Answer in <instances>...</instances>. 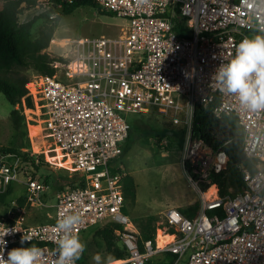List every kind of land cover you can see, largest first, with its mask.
<instances>
[{
  "label": "built area",
  "instance_id": "built-area-1",
  "mask_svg": "<svg viewBox=\"0 0 264 264\" xmlns=\"http://www.w3.org/2000/svg\"><path fill=\"white\" fill-rule=\"evenodd\" d=\"M94 1L124 22L125 34L67 39L62 45L67 62L53 63L56 75H35L27 94L39 108L47 138L85 177V186L59 192L55 215L47 223L26 225L25 208L14 203L17 221H0V255L6 259L23 237L24 244H42V264H55L56 222L61 214L79 213V238L94 226L119 225L116 234L127 252L120 264H264V112L243 110L235 97L219 91L214 79L243 38L264 35V10L250 8L245 0ZM177 16L185 20V35L175 30ZM197 104L217 118L236 116L244 130V152L257 171H245L246 188L236 194L222 196L212 182V176L227 170V154L201 138L191 143ZM152 109L163 110L174 126H182L191 144L183 166L189 160L193 173L207 184L202 192L186 172L200 192L201 209L191 219L176 207L166 208L161 232L171 239L161 247L156 240L141 245L138 227L124 209L127 174L112 168L129 137V115ZM6 158L12 159L9 165ZM20 173L22 156L0 154V189L6 190ZM213 187L215 193L207 197ZM46 189L45 182L29 178L26 202L40 203Z\"/></svg>",
  "mask_w": 264,
  "mask_h": 264
},
{
  "label": "rangeland",
  "instance_id": "rangeland-1",
  "mask_svg": "<svg viewBox=\"0 0 264 264\" xmlns=\"http://www.w3.org/2000/svg\"><path fill=\"white\" fill-rule=\"evenodd\" d=\"M47 10L48 6L44 4L42 7L25 12L19 19L21 22H27ZM45 28L52 29L53 31V38L45 53L57 59L56 61H60V58H65L67 55L66 47H62V45L67 43V39L77 40L84 37L93 38L100 36L118 38L125 34L126 25L121 19L106 11L102 10L101 12L92 6H83L72 14L65 15L52 12L48 18L39 19L32 28V39H37L40 32ZM24 74L33 79L38 73L30 69L25 71ZM28 84L26 85L27 89ZM15 109L18 111L20 117L18 126L14 125L11 116L12 111ZM39 114V108L35 104L33 108L28 107L25 98L21 103L13 106L6 100L4 95L0 94V154L3 155L1 150L7 148L15 149L22 154V174H18L17 178L12 181L6 190L0 189V194H2L6 193L9 188H12V192L7 196L5 202H0V221H17L19 213L14 205V203H17L19 206L21 204L20 208L23 205L27 210V214L25 215L26 224L29 218V222L31 220L34 223L48 222L51 220L50 214H54L55 212L53 206L56 203V196L61 192L54 187L55 182L63 184V190H65L72 188L74 180L75 184L80 181L76 168L72 167L68 160H64L61 152L47 138L43 131V121ZM169 116L159 109L145 111L140 115H129L130 127L132 130H135L138 144L152 147L155 151L158 150L164 153L161 160V163L164 164L163 168L169 169L170 165L173 168L172 166L174 165L172 164H177L181 168L185 156L190 153L191 144L187 146L185 140L182 146L176 140L175 133L183 130V128L182 126H174ZM166 129L170 134L165 139H159L156 132ZM135 148L133 147L130 153L131 156ZM164 151H169V153H165ZM25 154L28 155V159H24ZM6 161L9 165L12 159L6 158ZM31 161H34L35 164H31ZM116 162L112 163L114 168ZM155 162L158 164L157 160ZM36 166L39 169H36ZM145 166V170H142V172L144 174L147 173L146 175L149 176H155V172L149 169L152 167L151 158L146 159ZM153 170L155 171V169ZM29 178L39 179L47 185V189L41 196L40 203L28 204L24 200L27 195ZM173 178H171V175L165 178L160 174L152 184L142 185L138 189V197L134 206H130L128 202L125 203V212L136 217L153 216L157 220L158 225L164 224L163 218L158 214L159 209L156 208V205L158 203H168L174 198V193H172L174 185H178L180 188L185 185L184 179ZM198 183L200 190L205 192L201 188L207 185L205 181L198 177ZM239 191L237 187L230 186L228 194H236ZM196 193L197 201L200 202V192L197 190ZM44 195L47 197L46 201L43 199ZM35 204L36 206H34ZM40 204L42 205L41 208L37 206ZM101 228L100 226L90 228L86 233L92 232V234H88L84 241L81 240L86 246L83 253L86 256L87 264H97V261L94 259L97 255L101 258L99 264H107V259L111 256L105 248L103 238L98 235ZM161 240L163 241V238ZM121 262L122 259L113 260L112 258V264H120Z\"/></svg>",
  "mask_w": 264,
  "mask_h": 264
},
{
  "label": "trees",
  "instance_id": "trees-1",
  "mask_svg": "<svg viewBox=\"0 0 264 264\" xmlns=\"http://www.w3.org/2000/svg\"><path fill=\"white\" fill-rule=\"evenodd\" d=\"M0 3V94L4 95L6 100L13 106L21 103L25 98L27 106L33 108L34 101L27 95L28 89L26 88L31 79L24 72L31 69L43 75H56L58 73V69L53 66V63L57 59L45 53L53 38L52 29L45 28L40 32L39 37L33 40L31 37L33 26L39 19L48 18L52 12L68 15L83 6H92L101 12L103 9L94 0H75L73 3H70L69 0H0ZM44 4L48 6L47 11L35 16L30 21H20V16L25 12L42 7ZM175 30L185 35V20L180 16L176 17ZM59 60L67 62L64 58H60ZM60 78L66 81L63 75H60ZM11 116L14 125L18 126L20 120L18 111L16 109L13 110ZM169 134L170 132L167 129L156 132V135L161 140ZM184 134V130L175 133L176 140L182 146L185 141ZM135 135V130H132L130 127L129 137L123 145L122 157L137 142L138 137ZM199 138L214 151L225 152L228 156L227 170L222 174L212 176V182L217 184L220 194L222 196L228 194L230 186H235L240 191L244 190L246 188L244 180L245 171L254 173L257 171V168L256 162L248 159L245 155L243 148L244 130L238 118L234 115L217 118L210 108L197 104L194 109L191 143ZM1 152L22 156L19 151L11 148L2 149ZM24 159H28V155L25 154ZM31 164H35V162L31 161ZM36 169H39V167L36 166ZM185 171L190 174L194 181L198 180L199 176L193 173V167L189 160L186 161ZM77 174L80 181L75 184L74 180L72 188L85 186V177L79 172ZM63 186L59 182H55L54 185L60 191L63 190ZM201 188L206 191L207 185ZM123 191L125 199L130 204H134L137 196V186L133 176L126 175L124 177ZM11 192L12 188H9L6 193L0 194V202L4 203ZM24 200L26 201V198ZM19 207H21V204ZM22 208H24L23 205ZM200 209L201 201H197L194 205L187 208H178L185 217L191 219L198 215ZM218 212L223 213V210L220 209ZM15 222L10 220L7 223L14 224ZM136 225L140 233L141 245L144 241L151 240L155 242V240L159 239V232L166 226L165 223L158 225L157 220L153 217L142 219L136 222ZM119 229V225L111 224L102 227L98 232V235L103 238L105 248L113 260H125L127 258V252L116 234ZM168 231L172 233L173 229L170 228ZM31 245L39 247L42 244L27 243L18 247H30ZM78 263L87 264L84 253L78 260Z\"/></svg>",
  "mask_w": 264,
  "mask_h": 264
},
{
  "label": "clouds",
  "instance_id": "clouds-1",
  "mask_svg": "<svg viewBox=\"0 0 264 264\" xmlns=\"http://www.w3.org/2000/svg\"><path fill=\"white\" fill-rule=\"evenodd\" d=\"M245 2L250 8L264 10V0ZM261 31H264V27H261ZM214 79L219 91L235 97L243 110L264 112V35L243 38L229 62L218 67ZM81 219L79 213H65L58 218V258L55 264H76L81 258L86 246L75 234ZM25 242L22 237L21 244ZM43 257L44 251L36 245L22 246L9 250L6 259L0 255V264H42ZM94 259L99 264L100 256L97 255ZM107 264H112L111 256L108 257Z\"/></svg>",
  "mask_w": 264,
  "mask_h": 264
},
{
  "label": "crops",
  "instance_id": "crops-1",
  "mask_svg": "<svg viewBox=\"0 0 264 264\" xmlns=\"http://www.w3.org/2000/svg\"><path fill=\"white\" fill-rule=\"evenodd\" d=\"M133 147H136V148H135L134 153L131 156L130 153L132 152ZM165 153H169V151H167ZM163 154L164 153H161L158 150L155 151L154 148H152V147H147L145 145L138 144V142H136L132 146V148L123 157H121L120 159L117 160V162L115 163L116 164L115 168L112 165V168L114 171H117L118 169H122L126 172L127 175L133 176L135 183H136V186H137V194H136L137 196H136L135 203H136L137 197H138V189L144 184H148V183L152 184L154 181H156L155 178L159 177L160 174L162 175V177H165V178L168 176L170 177V175H171V178H173V175H174L173 179H175V178L184 179L185 185L182 188H180L178 185H174V187H173L174 191H172V193H174V198L171 201H169L168 203H163V204L158 203L156 205V208L159 209L158 214L162 218H163V212L168 207L187 208L191 205H194L197 202V193H196L197 190L195 189V187L193 186V184L189 180V178L186 174V171L184 170V166H181V168H180V167H178L177 164H172V165H174V166H172L173 168H171V165H170L169 169H166V167L163 168L162 166H164V164L161 163V160L163 158ZM147 158H151V166L152 167H150L149 169L151 171L155 172V176H152V175L149 176V175H146L147 173L144 174L142 172V170H145L144 167H146L145 165H146V159ZM156 160L158 161V164L155 162ZM161 167L163 168V172H162ZM153 169H155V171ZM161 181H162V179H161ZM43 199L46 201L47 197L44 195ZM56 202H57V199H56ZM127 202H128V200H126V203ZM128 204L130 206H134V204H130L129 202H128ZM34 206H36V204ZM37 206L39 208L42 207L41 204L37 205ZM53 207L55 208V212H56V203ZM25 210H26V208H25ZM55 212H54V214H50L51 220L48 222H51L53 220V216L55 215ZM26 214H27V210H26ZM129 216L131 217V219L133 221L135 220L134 221L135 223L142 220V219L153 217V216L136 217L133 215H129ZM29 220H30V218H29ZM29 220H27L26 225L42 224V223H34V222H32V220L29 222ZM44 223H47V222H44ZM88 230H86L85 232H83L81 234V236L79 238L80 240L84 241L86 239V237L88 236V234H92V232L86 233Z\"/></svg>",
  "mask_w": 264,
  "mask_h": 264
},
{
  "label": "bare ground",
  "instance_id": "bare-ground-1",
  "mask_svg": "<svg viewBox=\"0 0 264 264\" xmlns=\"http://www.w3.org/2000/svg\"><path fill=\"white\" fill-rule=\"evenodd\" d=\"M215 193V188H211L208 192H207V197H210L211 195H213ZM164 236L162 235V232L160 231V238L157 239V245L159 247L165 245V243H167L171 238L170 237H167V238H163ZM163 238V241L161 240Z\"/></svg>",
  "mask_w": 264,
  "mask_h": 264
},
{
  "label": "water",
  "instance_id": "water-1",
  "mask_svg": "<svg viewBox=\"0 0 264 264\" xmlns=\"http://www.w3.org/2000/svg\"><path fill=\"white\" fill-rule=\"evenodd\" d=\"M184 170H185V166H184Z\"/></svg>",
  "mask_w": 264,
  "mask_h": 264
}]
</instances>
